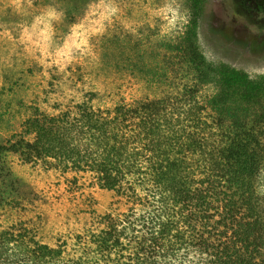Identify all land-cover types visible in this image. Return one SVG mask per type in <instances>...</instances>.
<instances>
[{"label":"trees","instance_id":"trees-1","mask_svg":"<svg viewBox=\"0 0 264 264\" xmlns=\"http://www.w3.org/2000/svg\"><path fill=\"white\" fill-rule=\"evenodd\" d=\"M204 1L191 0L175 50L194 85L111 109L81 102L57 115L36 112L0 146V169L12 153L26 165L90 174L130 204L76 235L72 256L65 242L50 247L26 231H2L0 264H264V74L251 78L200 53ZM203 84L216 89L206 99Z\"/></svg>","mask_w":264,"mask_h":264},{"label":"rangeland","instance_id":"rangeland-1","mask_svg":"<svg viewBox=\"0 0 264 264\" xmlns=\"http://www.w3.org/2000/svg\"><path fill=\"white\" fill-rule=\"evenodd\" d=\"M191 16V0H0V146L36 112L177 97L194 85L175 51ZM195 32L208 62L264 74V2L205 0ZM198 90L200 99L216 91L212 84ZM3 160L0 232L26 231L50 247L65 242L72 256L76 235L130 207L90 174L26 165L12 153Z\"/></svg>","mask_w":264,"mask_h":264}]
</instances>
